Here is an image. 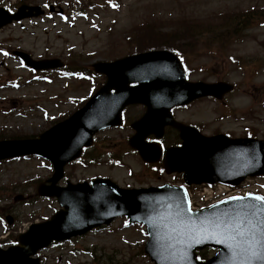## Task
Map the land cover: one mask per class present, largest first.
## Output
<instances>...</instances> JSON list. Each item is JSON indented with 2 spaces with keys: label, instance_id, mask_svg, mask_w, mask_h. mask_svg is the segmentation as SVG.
I'll return each instance as SVG.
<instances>
[{
  "label": "rangeland",
  "instance_id": "374dc122",
  "mask_svg": "<svg viewBox=\"0 0 264 264\" xmlns=\"http://www.w3.org/2000/svg\"><path fill=\"white\" fill-rule=\"evenodd\" d=\"M21 3L59 5L64 12L47 10L41 17L0 28V139L38 135L52 126L54 118L72 112L103 81L100 75L84 79L54 72L36 75L12 55L13 50L35 58H59L68 66L91 72L95 61L114 60L163 43L185 49L190 79L222 78L239 85L229 96L235 107L233 118L216 120L224 113V104L206 98L180 110V117L201 121L207 133L221 127L240 133L243 125L254 124L257 136L264 137V25L252 19L251 26L238 30L229 22L237 12L264 10V0H0V6L11 11ZM216 31H224L221 40L216 39ZM130 132L128 127H119L97 136L101 143L110 140L117 145L108 157L115 155L124 166L110 165L108 158L83 166L78 159L66 165L59 185L98 176L130 187L159 183L160 175L126 148ZM51 173L50 162L33 155L0 163V209L13 218L12 232L20 233L59 208L55 199L37 196V185ZM17 195L24 198L15 200ZM3 226L0 220V239L5 234ZM143 228L119 218L104 231L50 247L40 255L46 259L43 264H79L91 261L92 256L72 249L88 247L99 257V264H154L141 253L147 240Z\"/></svg>",
  "mask_w": 264,
  "mask_h": 264
},
{
  "label": "water",
  "instance_id": "95a60500",
  "mask_svg": "<svg viewBox=\"0 0 264 264\" xmlns=\"http://www.w3.org/2000/svg\"><path fill=\"white\" fill-rule=\"evenodd\" d=\"M42 12L40 6L22 5L15 13L0 7V27ZM16 54L36 69L62 65L58 59L34 60L25 52L17 51ZM94 68L106 74L107 81L72 116L37 138L0 140V159L36 153L54 163L55 172L48 179L52 183L41 184L39 193L56 196L64 206L51 220L31 225L20 235L18 245L6 250L0 248V264H39V259L31 255L52 240L83 234L120 215L147 225L149 240L145 250L156 264H181V256L182 264H229L231 252L216 238L199 231L187 233L201 225L207 227L209 221L224 219L225 214L237 206L235 201L225 199L192 211L184 186L166 184L124 189L109 179L93 180V186L83 182L62 188L56 183L63 176L64 165L92 143L93 135L102 128L121 124L122 110L134 103L147 105V111L132 123L136 134L131 137L130 145L139 149L144 159L157 160L161 151L150 153L151 145L145 144L144 138L151 133L160 136L166 124L179 128L184 141L181 146L165 150L164 167L168 172L183 171L187 184L215 181L237 184L248 175L264 174V141L231 139L225 135L204 136L197 130L192 132L191 127L175 121L171 115L170 110L175 105L204 95L222 97L232 85L187 81L181 62L167 50L133 54L111 62L100 61ZM178 205L184 209L179 216ZM206 246L217 247L218 251L212 258L198 261L195 250ZM173 254L176 259L172 258ZM253 264H264V261Z\"/></svg>",
  "mask_w": 264,
  "mask_h": 264
},
{
  "label": "snow or ice",
  "instance_id": "6c2138e0",
  "mask_svg": "<svg viewBox=\"0 0 264 264\" xmlns=\"http://www.w3.org/2000/svg\"><path fill=\"white\" fill-rule=\"evenodd\" d=\"M236 202L222 220H212L207 227L190 230L187 235L199 231L202 235L216 238L224 244L231 256L229 264H253L254 261H264V197L246 194L244 197H229ZM184 209L177 206V216ZM171 247V246H170ZM173 259H176L173 254ZM181 264L183 256L180 257Z\"/></svg>",
  "mask_w": 264,
  "mask_h": 264
},
{
  "label": "trees",
  "instance_id": "16d2710c",
  "mask_svg": "<svg viewBox=\"0 0 264 264\" xmlns=\"http://www.w3.org/2000/svg\"><path fill=\"white\" fill-rule=\"evenodd\" d=\"M249 14H251V16H249ZM252 14H255L256 16H260V15L264 14V10H255L254 9L253 11L248 12V14H246V15H243L241 13H235L234 15L229 17V22H234L237 25L238 30H240V28H244L245 27L244 25L246 24V22H248L252 18L253 19L255 18V16H253ZM216 32H218V31H216ZM218 33L222 34V33H224V31H221V32H218ZM159 45H161V47L169 48V49H172L173 51L179 52V50L176 47V45H170V44H167V43H163V44H159ZM153 47H156V46H152L150 48H153ZM100 155L101 154H94V155H91V156L94 157V158H97ZM199 255H200L201 258H205L206 253L204 251H201V252H199Z\"/></svg>",
  "mask_w": 264,
  "mask_h": 264
},
{
  "label": "flooded vegetation",
  "instance_id": "af4514ba",
  "mask_svg": "<svg viewBox=\"0 0 264 264\" xmlns=\"http://www.w3.org/2000/svg\"><path fill=\"white\" fill-rule=\"evenodd\" d=\"M223 102H224L225 104H227V101H226V100H224ZM227 130H230V129L228 128Z\"/></svg>",
  "mask_w": 264,
  "mask_h": 264
}]
</instances>
